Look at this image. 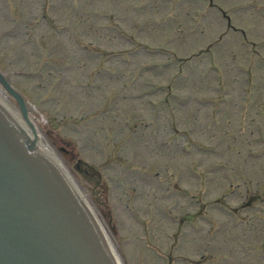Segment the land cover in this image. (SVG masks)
<instances>
[{"label":"rangeland","instance_id":"374dc122","mask_svg":"<svg viewBox=\"0 0 264 264\" xmlns=\"http://www.w3.org/2000/svg\"><path fill=\"white\" fill-rule=\"evenodd\" d=\"M215 1L241 31L202 0H0V70L121 264H264V0Z\"/></svg>","mask_w":264,"mask_h":264},{"label":"water","instance_id":"95a60500","mask_svg":"<svg viewBox=\"0 0 264 264\" xmlns=\"http://www.w3.org/2000/svg\"><path fill=\"white\" fill-rule=\"evenodd\" d=\"M30 135L0 101V264H120L89 205L37 143L31 106L0 70Z\"/></svg>","mask_w":264,"mask_h":264},{"label":"bare ground","instance_id":"6f19581e","mask_svg":"<svg viewBox=\"0 0 264 264\" xmlns=\"http://www.w3.org/2000/svg\"><path fill=\"white\" fill-rule=\"evenodd\" d=\"M4 88H2L1 86H0V101L2 102V103H4V105H6L7 107H8V109L12 112V114L16 117V119L24 126V128L26 129V131L30 134V135H32V136H34V132L31 130V128L30 127H28V125H27V123H26V121H24L21 117H20V115H19V112H18V110L16 109V107L15 106H11V104L7 101V99H6V91H4L3 90ZM36 131H37V129H36ZM37 134H38V136L36 137V141H37V143L50 155V157L54 160V161H56L58 164H59V166L64 170V172L67 174V176L71 179V180H73V178H72V176H71V173H70V171H69V169L67 168V166L63 163V161H62V159L58 156V154L55 152V150H54V148L47 142V141H45L42 137H41V135L38 133V131H37ZM73 182V181H72ZM81 197H82V199H84V201H86L85 200V198L82 196V195H80ZM86 203H87V201H86ZM88 204V203H87ZM89 205V204H88ZM89 207H90V209L92 210V208H91V206L89 205ZM93 211V210H92ZM95 215V214H94ZM96 216V215H95ZM96 218H97V216H96ZM106 234V233H105ZM106 236H107V234H106ZM108 238V237H107ZM116 256H117V254H116ZM117 258H118V256H117ZM118 261H119V263L121 264V262H120V260H119V258H118Z\"/></svg>","mask_w":264,"mask_h":264},{"label":"trees","instance_id":"16d2710c","mask_svg":"<svg viewBox=\"0 0 264 264\" xmlns=\"http://www.w3.org/2000/svg\"><path fill=\"white\" fill-rule=\"evenodd\" d=\"M80 166V165H79ZM86 172H87V169H86Z\"/></svg>","mask_w":264,"mask_h":264}]
</instances>
